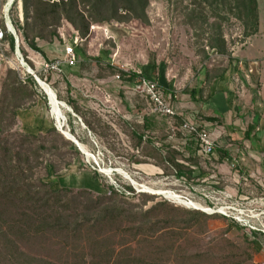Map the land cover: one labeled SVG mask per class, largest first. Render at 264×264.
<instances>
[{"label": "rangeland", "instance_id": "374dc122", "mask_svg": "<svg viewBox=\"0 0 264 264\" xmlns=\"http://www.w3.org/2000/svg\"><path fill=\"white\" fill-rule=\"evenodd\" d=\"M200 1L148 0V24L130 19L92 25L88 35L80 37L76 68L66 76L52 75L47 80L61 103L59 108L64 120L56 118L50 98L39 88L38 97L31 100L20 96L24 99H21L23 111L17 123L11 124V115L2 111L6 109L4 97L0 100V126L6 130L0 134V148L5 143L15 151L22 147L30 158L32 171L27 172L28 176L34 180L43 179L45 168L51 165L54 171L47 181L55 188L87 190L98 195L113 186L121 196L138 203L137 197L123 193L126 187H132L137 194L152 197L145 208L166 200L182 210L181 218H185L184 210L213 215L203 232L177 238L176 246L182 248L181 257L187 247L200 248L204 256L207 253L195 264H264V182L260 181L263 185L260 186L255 178L248 181L241 178L239 144L228 137L223 118L220 122L208 120L209 117L219 118L214 116L209 100L207 103L193 101L189 93L203 88V97H206L221 87L230 90L229 93H234L239 100L247 91L241 82L245 66L236 62H250L253 58L264 63V0H252L249 6L259 26L256 36L249 37L248 42L249 38L243 36L242 22L229 10V0L219 8L228 22L220 23L207 16L208 13L204 14L208 17L207 24L192 26L187 18ZM16 3L11 8L13 25L15 28L16 22L21 25V29H17L20 38H23L22 27L32 37L30 26L34 16L26 25L24 20L21 23L18 0ZM53 22L43 31V38L36 41L39 53L44 55L47 51L51 57L62 53V37L68 41L75 32L63 17ZM215 25L221 26L230 57L207 46V37ZM20 50L25 56L27 48L21 46ZM8 72L16 74L10 68L0 67V96ZM121 73L125 78L120 77ZM133 74L136 77L132 78ZM142 75L153 82L157 96L172 114L160 112L159 106L150 100L141 84ZM250 79H245L246 83L254 88L257 78ZM193 118L207 122L212 139L226 156L217 153L214 158L203 160L194 151L196 146L192 148L195 153H188L182 147L183 138L188 135L182 130V124ZM39 119L46 128L55 127L62 138L51 133L46 139L40 136L26 143L28 140L19 132L30 130ZM143 120H148L150 129L142 128ZM134 130L143 134L144 139L151 137L155 145L142 141L135 149L137 140L131 134ZM65 133L71 134L77 142H84L79 143L86 150L78 148L80 154H75L70 147L73 142L64 136ZM166 153L191 167L194 178H176L163 163ZM222 167L225 172L220 170ZM202 172L206 174L203 177ZM252 232L260 233L255 247L257 252L248 245L253 238ZM56 241L50 248L33 247L30 253L55 264L68 262L71 246L61 239ZM60 246L66 250L61 251ZM230 253H233L232 261L227 260ZM0 264H3L1 259Z\"/></svg>", "mask_w": 264, "mask_h": 264}, {"label": "trees", "instance_id": "16d2710c", "mask_svg": "<svg viewBox=\"0 0 264 264\" xmlns=\"http://www.w3.org/2000/svg\"><path fill=\"white\" fill-rule=\"evenodd\" d=\"M224 2L225 0H201L195 3L197 9L194 8L188 15L189 23L192 26L207 24V16L218 19L220 23L228 22L219 12L220 4ZM251 2L252 0H229L227 4L235 18L242 22L244 38L258 33L259 21L250 12ZM16 4L15 1L13 6ZM147 7L148 0H21L25 25L34 16L30 26L32 37H29L22 27L23 38L29 41L32 49L40 51L36 41L43 38V31L54 24L55 19L57 22L61 17L65 18L79 37H86L92 25L111 20L122 22L136 19L148 24ZM200 10L208 11L203 13ZM208 13L210 15L204 16ZM15 24L16 29H21L18 22ZM7 40L13 49V38L7 36ZM207 44L218 54L230 57L221 26L215 25L212 28L207 37ZM125 76L121 73L120 77ZM133 77L136 75L133 74ZM132 78L129 77L130 82ZM38 89L33 79L23 84L15 73L8 72L0 100L6 98V109L2 111L11 115V124L17 123L20 112L23 111L20 96L31 100L35 96L38 97ZM189 93L193 101L197 102H207L211 98V95L203 97V88L193 89ZM197 94L200 96L198 99ZM43 98L46 99L44 95ZM220 119L221 117L208 118L214 122H220ZM142 124L143 129H150L148 120H143ZM5 130L0 126V134ZM19 133L24 140H28L26 143L40 136H45L46 139L51 133L62 138L55 127L46 128L40 119L30 130H22ZM131 134L137 140L135 149L141 146L142 141L155 145L151 137L144 139V135L135 130ZM183 142L185 144L182 146L188 153L197 151V141L193 134H188L183 138ZM194 146L196 149L193 151ZM70 147L75 154H80L73 143H70ZM18 149L15 151V148L7 143L0 148V259L3 264H55L42 257H34L31 253L33 247L50 248L52 242H57L56 239H61L71 246V253L67 255L68 262L63 264H195L204 256L201 255L200 248L187 247L183 251L185 255L181 257L182 248L176 246L177 238L190 236L193 232H203L207 221L213 215L197 210H184L185 218H181L182 210L166 200L145 208L152 197L145 193L137 194L132 187H126L123 193L137 197L138 203L121 196L113 186L98 195L87 190L52 187L47 180L53 175L54 168L51 165L49 169L45 168L43 179L30 178L27 173L32 171L30 158L26 151H22V147ZM223 154L226 153L221 152L222 156ZM166 156L163 163L172 170L176 178H194L191 167L183 165L168 153ZM38 158L39 154L34 159L35 162ZM200 175L203 177L206 174L202 172ZM232 223L240 227L238 223ZM252 234V241L248 245L257 252L255 247L259 242L257 236L260 233ZM187 244L190 245L188 242ZM60 249L66 250L61 246ZM206 254L205 252V256ZM231 254L233 253L227 257L228 261H232Z\"/></svg>", "mask_w": 264, "mask_h": 264}, {"label": "built area", "instance_id": "2783aa9c", "mask_svg": "<svg viewBox=\"0 0 264 264\" xmlns=\"http://www.w3.org/2000/svg\"><path fill=\"white\" fill-rule=\"evenodd\" d=\"M16 0H0V67L14 70L21 83L26 84L30 79H33L40 89L42 84L48 86L47 80L49 76L63 74V69L75 68L79 63L77 48L81 44V39L76 32L69 38L68 41L62 37L63 50L62 54L55 59H47L40 54V51L31 48L29 41L20 38L17 29L14 27L11 18V8ZM19 21L23 22L21 9V1L18 0ZM94 28V27H92ZM7 36H11L14 40V48H11ZM28 43V48L25 43ZM21 46L27 48L26 55L21 53ZM243 66L242 64H239ZM260 64L258 61H250L245 65V78L258 77ZM141 84L147 91L150 100L154 105L159 106L160 112L164 114H172L166 108L155 92L153 82L142 78ZM44 90V89H43ZM45 91V90H44ZM207 122L199 121L195 118L186 121L182 124V130L188 134H193L197 141V155L203 160H210L217 154L218 146L215 140L212 139L211 133L208 131Z\"/></svg>", "mask_w": 264, "mask_h": 264}, {"label": "crops", "instance_id": "0c3cea01", "mask_svg": "<svg viewBox=\"0 0 264 264\" xmlns=\"http://www.w3.org/2000/svg\"><path fill=\"white\" fill-rule=\"evenodd\" d=\"M250 39H247V42ZM43 54L47 59H55L62 53L54 57H51L47 51ZM249 61H254V59ZM247 62L242 63L238 60L236 63L242 64L244 67ZM262 63H259L257 85L254 88L246 83L245 74L241 75V82L247 91L242 95L239 91V100L235 99L234 93H229L230 90L227 91L226 88L220 87L210 94L211 98L208 101V105L214 108L212 109L214 116L223 118V127L227 131L228 137L231 141L239 144L241 178L244 181L255 178L259 181L257 183L260 186H263L260 181L264 182V66L262 67ZM73 69L65 67L63 75L66 76ZM236 101L238 102L236 103ZM184 142L182 145L185 144ZM219 150L218 148L217 153L223 152ZM220 170L225 172L223 167Z\"/></svg>", "mask_w": 264, "mask_h": 264}, {"label": "bare ground", "instance_id": "6f19581e", "mask_svg": "<svg viewBox=\"0 0 264 264\" xmlns=\"http://www.w3.org/2000/svg\"><path fill=\"white\" fill-rule=\"evenodd\" d=\"M43 89L46 91V93L48 94L49 98H50V101H51V104L53 105V112L54 114L56 115V118L57 119H60V120H64V116L59 108V105H61V103L59 101H57L56 97H55V94L54 92L48 88L47 86L43 85ZM58 120V121H60ZM66 135V133H65ZM66 137H69L70 139H73L74 140V137L68 133V136L66 135ZM78 145H79V148L83 151H85V147H83V145H81L79 142H78ZM85 149V150H84ZM172 198V197H171Z\"/></svg>", "mask_w": 264, "mask_h": 264}, {"label": "water", "instance_id": "95a60500", "mask_svg": "<svg viewBox=\"0 0 264 264\" xmlns=\"http://www.w3.org/2000/svg\"><path fill=\"white\" fill-rule=\"evenodd\" d=\"M46 95L48 96V94L46 93ZM48 98H49V96H48ZM64 136H66V135H64ZM69 140H71L72 142H73V144L77 147V148H79V145H78V142H77V140L76 139H70L69 137H67Z\"/></svg>", "mask_w": 264, "mask_h": 264}]
</instances>
